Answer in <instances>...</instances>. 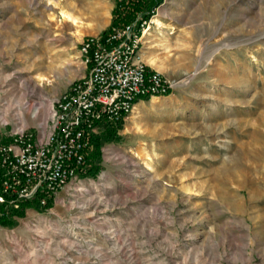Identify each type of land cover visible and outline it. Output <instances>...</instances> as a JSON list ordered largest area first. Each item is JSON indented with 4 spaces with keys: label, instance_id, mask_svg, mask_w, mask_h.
<instances>
[{
    "label": "rangeland",
    "instance_id": "374dc122",
    "mask_svg": "<svg viewBox=\"0 0 264 264\" xmlns=\"http://www.w3.org/2000/svg\"><path fill=\"white\" fill-rule=\"evenodd\" d=\"M120 1L0 0V144L48 127ZM150 20L143 59L175 91L138 100L141 133L135 109L104 127L52 205L5 208L23 215L0 225V264H264V0H163Z\"/></svg>",
    "mask_w": 264,
    "mask_h": 264
},
{
    "label": "built area",
    "instance_id": "2783aa9c",
    "mask_svg": "<svg viewBox=\"0 0 264 264\" xmlns=\"http://www.w3.org/2000/svg\"><path fill=\"white\" fill-rule=\"evenodd\" d=\"M150 21L138 18L108 35L83 39L80 53L88 74L54 102L48 127L18 130L0 144V205L47 208L85 170L104 127L124 123L144 99L173 94L176 82L143 59Z\"/></svg>",
    "mask_w": 264,
    "mask_h": 264
},
{
    "label": "trees",
    "instance_id": "16d2710c",
    "mask_svg": "<svg viewBox=\"0 0 264 264\" xmlns=\"http://www.w3.org/2000/svg\"><path fill=\"white\" fill-rule=\"evenodd\" d=\"M163 0H121L120 8L115 10L114 12V21L110 31L104 34L108 35L114 29L118 27H125L129 24L135 22L138 17L143 20H150L153 15V11L157 8ZM121 9V10H120ZM144 101H149L148 99H144ZM94 144L97 142L96 138L94 139ZM2 193L1 180H0V194ZM52 203L49 204V206ZM26 207L36 208L38 205L36 203H24L22 204L23 210ZM23 215L22 212L11 211L8 214L5 211V207L0 205V225L1 226H13L15 224L14 219L16 217H21Z\"/></svg>",
    "mask_w": 264,
    "mask_h": 264
},
{
    "label": "bare ground",
    "instance_id": "6f19581e",
    "mask_svg": "<svg viewBox=\"0 0 264 264\" xmlns=\"http://www.w3.org/2000/svg\"><path fill=\"white\" fill-rule=\"evenodd\" d=\"M62 16L64 17V19L67 21V22H71L75 25L76 27V31H75V37L77 39L78 42H81L82 39L84 37H86L88 35V31L90 28H86L84 27L81 23H79V21L75 18V16H73L70 12L68 11H63L62 12ZM154 19V24L157 28H161L164 26V24L158 19V18H153ZM151 28V27H150ZM149 28V29H150ZM149 29L146 30L145 34H144V37H143V42H144V45H147L149 44L150 42L147 41L145 42L146 40V37L148 38H151V37H154V35L152 33H149ZM91 31V30H90ZM148 35V36H147ZM65 51V50H64ZM146 60V61H145ZM144 61L150 65L151 67H153L155 70H158L159 73H164V66H163V63L161 61V58L159 57L158 54H153L151 56H144ZM41 81H47L48 79H46L45 77H42L40 78ZM159 98L158 99H153L152 102H151V105H154L158 102ZM52 105H50V108H51ZM54 106V104H53ZM53 106L50 110H48V116H49V119L52 118V110H53ZM140 111V109H138ZM136 114H138L137 110L135 109V112L133 113L134 116H132L130 118V121H131V126H133L134 130L136 129V132L137 133H141L142 132V129L140 128V126L138 125L137 123V117L135 116ZM37 115V114H36ZM36 115H33V117L35 118ZM129 119V118H128ZM1 120L3 123L7 124L8 123V119L6 117H1Z\"/></svg>",
    "mask_w": 264,
    "mask_h": 264
}]
</instances>
